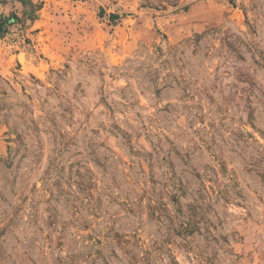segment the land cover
Listing matches in <instances>:
<instances>
[{
  "label": "rangeland",
  "instance_id": "obj_1",
  "mask_svg": "<svg viewBox=\"0 0 264 264\" xmlns=\"http://www.w3.org/2000/svg\"><path fill=\"white\" fill-rule=\"evenodd\" d=\"M0 264H264V0H0Z\"/></svg>",
  "mask_w": 264,
  "mask_h": 264
},
{
  "label": "trees",
  "instance_id": "obj_2",
  "mask_svg": "<svg viewBox=\"0 0 264 264\" xmlns=\"http://www.w3.org/2000/svg\"><path fill=\"white\" fill-rule=\"evenodd\" d=\"M23 1V0H20ZM13 19H16L15 15L11 17L1 16L0 17V35L6 31L8 23L12 22Z\"/></svg>",
  "mask_w": 264,
  "mask_h": 264
}]
</instances>
